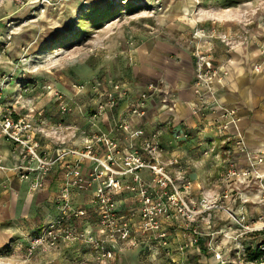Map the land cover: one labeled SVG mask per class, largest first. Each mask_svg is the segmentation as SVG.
Instances as JSON below:
<instances>
[{"label":"rangeland","instance_id":"374dc122","mask_svg":"<svg viewBox=\"0 0 264 264\" xmlns=\"http://www.w3.org/2000/svg\"><path fill=\"white\" fill-rule=\"evenodd\" d=\"M238 37H243L240 43ZM254 46L263 52L256 63L264 59V0H0V92L6 104H14L17 111L31 106L34 128L41 127L43 138L63 149L82 147L86 137L108 131L123 148H136L151 164L164 166L172 180L164 185L157 173L144 167L139 170L141 180L135 189L115 195L118 212L132 218L134 230L125 240L106 243L115 252L113 258L105 259L101 248L89 238L40 247L28 257L21 244L27 233L58 214V194L66 169L74 161L67 155L61 157L58 170L52 171L55 165L37 184L31 175L21 176L17 167L9 173L6 164L11 163L3 160L0 264H213L211 245L225 246V234L236 231L219 207L227 187L222 177L225 167L247 162L245 154L236 149L234 137L209 133L217 123L215 119L202 127L208 131L204 133L184 121L171 120L173 115H169L155 121L144 118L143 136L133 138L117 124L115 108L94 115L96 102L103 99L101 90L112 81L123 83L128 97L146 91L150 83L156 95L149 101L155 99L160 111L168 109L177 97L170 81L175 74L184 73V81L193 90L196 76L206 71L205 61L209 59L211 81L221 84L228 74L225 64L234 52L245 54ZM47 84L62 95L60 100ZM24 86L28 91L22 92ZM215 91L214 84L213 93L206 95L213 96ZM20 92L22 99L29 100L28 105L19 103L20 99L14 101ZM61 100L68 102L65 110ZM195 103L193 100L192 105ZM157 128L156 147L145 148L142 141L147 132ZM207 135L213 140H208L209 145L201 152L197 142H206ZM250 151L264 154L261 148ZM212 158H217L214 167L200 162ZM83 162L78 164L82 170ZM82 190H74L71 201L87 208L92 193L80 194ZM255 190L244 202L259 203ZM146 195L151 200L148 208L156 211L154 227L140 213ZM158 201L166 203L165 211L156 205ZM96 218L90 208L88 218L69 220L77 234L88 231L93 236ZM243 248L234 247L232 255Z\"/></svg>","mask_w":264,"mask_h":264},{"label":"built area","instance_id":"2783aa9c","mask_svg":"<svg viewBox=\"0 0 264 264\" xmlns=\"http://www.w3.org/2000/svg\"><path fill=\"white\" fill-rule=\"evenodd\" d=\"M205 68L206 71L198 74L195 83H193L196 103L192 105V112L196 114L211 112L218 103L216 99H210L206 95V93H213L211 84L213 71H211L209 59L205 61ZM254 69L261 70V64L254 65ZM152 85L149 83L146 91L139 92L135 97H128V88L123 83L117 80L110 82L108 87L101 90L100 95L103 96V99L100 98L96 102L97 111L94 115L104 112L106 108H115L119 113L117 115L119 127L123 131L129 132L131 137L140 138L145 129L140 125L134 127L130 119L132 117L140 118L146 113L149 98L154 94ZM46 88L55 95L56 99L62 98V95L53 90L50 84H47ZM205 89H208L209 92ZM21 90L26 92L28 87L24 86ZM2 95L0 92V138L8 139L20 148V155L26 161L17 167L21 176L29 178L31 175L30 179L38 184L43 175L52 169L61 157L67 155L71 157L70 160L74 161L66 169L63 185L58 194L61 202L58 214L47 224L27 233L25 243L21 244L24 246L23 250L27 256L32 257L40 247H50L60 241H73L75 238H82L86 241L92 239V243L94 242L95 246L101 248V255L106 257L105 259L113 258L115 252L106 243L125 240L134 230L132 218H125L118 212V200L115 195L124 189H135L141 180L139 170L144 167L157 173L158 180L166 185L172 180L164 166L151 164L149 160H146V156L139 153L136 148L131 146L123 148L116 137L109 135L108 131H99L98 134L86 137L82 147L71 146L68 149H63L57 146L53 152L49 153L40 147L37 130L32 121L33 108L29 106L25 113L17 111L14 104H6ZM22 98L20 92L14 101L17 102L20 99L19 103L25 105ZM67 104V101L61 100V109L65 110ZM171 108L172 106L168 107V109ZM214 119L217 121L214 126L216 131L229 139V126L237 121L234 109H225L218 118ZM147 134L148 136L142 141L143 146L155 148L156 142L159 140L160 129L151 130L150 134L148 132ZM234 143L236 149L245 154L248 163L240 166L229 164L225 167L222 177L227 187L222 193L219 207L226 215V220L233 222L236 231L234 234H225V241H227L225 246L223 245L226 248L225 251H223L221 243L216 246L211 245L210 248L216 264H264L263 241L258 240L260 254L257 257L246 258L243 256V251H235V255H232L233 248L242 245L241 238L250 232L264 229V174H261L257 169L258 164L264 160V154L262 152L254 154L250 151L242 136H235ZM83 160L84 165L87 166L85 171L78 165ZM243 178L257 180V195L261 207L256 211L255 216L248 215L246 202H244L247 193L242 187L246 181L242 183ZM129 179H131V183L128 182ZM93 185L95 187L90 199L91 204L87 208L73 205L71 198L74 190L91 188ZM142 194H145L144 190H142ZM162 196L164 195L162 194ZM144 203L145 206L140 210L142 218L149 220L150 227H154L157 224V220L154 219L155 215H153L156 214V211L153 213L148 208L151 203L149 195L145 196ZM156 205L160 210H166L165 202L158 201ZM90 208L97 214L96 234L89 236L88 231H80L77 234L76 226L70 220H72L71 218L79 220L88 218ZM227 251L229 253H226Z\"/></svg>","mask_w":264,"mask_h":264},{"label":"crops","instance_id":"0c3cea01","mask_svg":"<svg viewBox=\"0 0 264 264\" xmlns=\"http://www.w3.org/2000/svg\"><path fill=\"white\" fill-rule=\"evenodd\" d=\"M237 39L238 40L236 41L240 43L243 40V37L242 38L238 37ZM260 53H263L260 47L254 46V48L252 49L249 48L246 49L245 54L244 52H239V53L234 52L233 57L228 59V61L225 64L228 70V74H226L227 76L223 79V82H220L221 84H219L218 81L217 82L213 81L212 83L213 85L215 84L216 93H214L213 96H210L209 94L207 96L210 99H216L218 102L214 106V111L205 114L204 113L196 114L192 112V101L193 100L196 101V96H194L195 94L193 93L192 88H188L189 83L184 81L185 80L184 73L180 74L178 72L177 73L178 75L175 74V77L170 80L172 82H175V83L171 82V86L176 87L177 90L176 91L177 97L172 100L173 103L172 108L164 109L160 111L156 107L158 103H155V99L154 101H151L152 102L151 107H150L151 102L149 101L148 108L145 114L146 116L140 118L132 117L130 119L132 125L134 127L137 125L141 126V124H144V120H145L144 118L146 117L149 119L148 121H155V119L158 118L164 119L169 117V115H173V118L171 120L174 119L178 123L184 121L185 125H187L188 127L190 128L195 127L196 130L200 129L199 132L208 133L207 130L202 128L204 125H206V123L210 122V120L216 117L218 118V116L222 114L223 111H225V109H234L235 117L237 118V121L231 123L229 126L228 132L229 135L231 134L230 137L242 136L243 139L247 142L248 149L258 150L259 148H264V139L260 138L261 136L264 135V59L254 63L257 56H259L260 58L261 55ZM257 63L261 64V70L259 71H256L254 69V65H256ZM185 77H187V75ZM2 99L6 100L5 96H3ZM28 102H29L28 99L23 100L25 106L28 105ZM28 107H26L24 110L21 109L22 110L21 112L22 113L27 112ZM151 114L153 115V117L151 116L149 117V115ZM32 121L34 122V120ZM38 121L40 124L43 123V120L38 119ZM173 125H177V124L173 122ZM36 130H37V138L40 142L41 149L46 150L49 153L53 152V150L57 147L58 143L55 141H53V143L47 142L43 138L45 134L41 127H38V129ZM213 131L214 134L217 133L215 127L210 129L209 133H212ZM198 138H201V136H199ZM206 139H207L206 142H204V140L197 142L196 146L198 150L201 152L205 145H209L207 143L208 140H213L209 136L206 137ZM207 150H209L208 147ZM232 151H235V149H233ZM0 158H1L0 164L2 165L0 173L3 174L6 169L5 166H3L4 165L3 160L4 162L8 161L11 163V165L6 164L11 169V172L9 173H13L14 172L13 168L18 167V165L26 163V161L20 155V148L16 146L13 142L5 138H0ZM216 161L217 158H212L211 160H203V161L200 160L201 163H205V164L209 163L212 165V167L215 166L213 164H215ZM247 163L248 161L247 162L244 161V163H242L241 165H245ZM86 168L87 166L84 165L83 170L85 171ZM257 169L260 172L264 173V160L258 164ZM57 170H58V166L56 164V166L53 168L52 171L56 172ZM226 185L227 184L225 182V186ZM257 185H258L257 180L251 178L249 180H246L245 184L242 185V187L246 191L247 196H249L251 195V190H255L256 187L258 188ZM94 187L95 185H93V187L91 188H85L81 191L82 193L80 194L90 195ZM255 191L257 193L258 189ZM210 195H213V192H211ZM245 204L248 209L249 216H255L256 211H258L261 207L259 203L248 202ZM235 206L236 205L234 204V207ZM197 233L199 235L201 234L200 231H198ZM216 245H217L216 242L212 244V246H216ZM212 261L213 264H216L214 257H212Z\"/></svg>","mask_w":264,"mask_h":264},{"label":"trees","instance_id":"16d2710c","mask_svg":"<svg viewBox=\"0 0 264 264\" xmlns=\"http://www.w3.org/2000/svg\"><path fill=\"white\" fill-rule=\"evenodd\" d=\"M255 237H258L259 241L264 242V229L250 232L241 239V243L242 245H244L243 256L246 258H254L259 256L260 254V251L258 249L259 241L258 240L255 242L253 241ZM245 239H249V240L245 241Z\"/></svg>","mask_w":264,"mask_h":264},{"label":"bare ground","instance_id":"6f19581e","mask_svg":"<svg viewBox=\"0 0 264 264\" xmlns=\"http://www.w3.org/2000/svg\"><path fill=\"white\" fill-rule=\"evenodd\" d=\"M259 171V170H258ZM260 172V171H259ZM261 174H264L263 172H260Z\"/></svg>","mask_w":264,"mask_h":264}]
</instances>
